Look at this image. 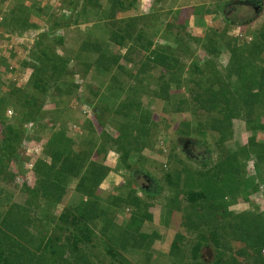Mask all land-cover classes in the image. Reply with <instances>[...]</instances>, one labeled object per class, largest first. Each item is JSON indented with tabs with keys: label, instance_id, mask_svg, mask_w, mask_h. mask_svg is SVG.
<instances>
[{
	"label": "rangeland",
	"instance_id": "1",
	"mask_svg": "<svg viewBox=\"0 0 264 264\" xmlns=\"http://www.w3.org/2000/svg\"><path fill=\"white\" fill-rule=\"evenodd\" d=\"M130 3L137 11L130 15L136 31H131L129 40L127 20L110 17L113 4L119 9ZM166 4L167 0H0V114L4 119L0 120V147L7 133L3 121L13 125L34 92L33 67H40L33 60L35 53L46 50L68 62L64 77L47 71L51 78L40 105V121L23 127L18 142L10 145L16 157L12 152L0 167L4 170L0 174V264H196V246H200L197 262L211 264L222 245H227L228 255L258 264L256 253L250 261L236 256L241 245L224 227L229 223L227 215L248 214L264 222V164L247 150L255 142L264 151V130H253L258 123L264 127V0H190L185 8H178L181 17L170 30L173 38L189 44L193 58L164 40L169 24ZM149 7V15L158 17L152 20L155 30L142 19ZM200 16L215 17L198 22ZM65 20L67 27L56 28ZM214 21L220 30L209 26ZM143 30L154 48L176 49L180 69L164 63L143 69V63L155 66L157 60L154 48L145 52L133 46ZM113 39L116 42L111 43ZM234 45L239 50L249 48L246 56L254 66L244 70L241 51L236 49L234 58ZM111 56H118V63ZM195 63L206 73L193 71ZM209 87L213 92L227 90L231 104L219 95L218 102L209 103L204 95L209 94L203 93ZM127 95L151 120L147 146L135 142L127 164H122V155L111 144L92 160L120 175L121 186L100 187L94 200L79 192L80 176L58 184L37 173L40 161L52 164L47 151L60 152L65 160L70 156L74 163L72 154L78 150L57 142L60 133L79 145L93 139L91 131L100 138L97 143L107 140L101 138L103 132L109 140L118 138L121 126L129 123L127 109H137L128 106ZM199 106L209 115H203ZM226 115L231 120L222 127L220 120ZM135 122L130 125L136 130L134 137L143 129V121ZM224 128L231 131L226 137L220 132ZM225 167L237 175L234 181L248 182L250 187L243 184L239 192L231 193L223 181L228 177ZM130 190L137 193L140 211L123 203ZM190 195L202 198L193 204ZM221 207L226 214L219 211ZM63 217L78 221L64 223L65 230L59 223ZM77 229H88L93 246L75 249ZM44 241L57 255L38 250ZM107 251L120 256L114 258ZM261 254L264 259V251Z\"/></svg>",
	"mask_w": 264,
	"mask_h": 264
},
{
	"label": "trees",
	"instance_id": "2",
	"mask_svg": "<svg viewBox=\"0 0 264 264\" xmlns=\"http://www.w3.org/2000/svg\"><path fill=\"white\" fill-rule=\"evenodd\" d=\"M248 4V3H247ZM116 4L112 5V11L111 13L115 12L118 7L115 6ZM122 4H119V6H121ZM249 5L252 7L255 5V3H251L249 2ZM173 15H178L179 17H181V12L180 13H173ZM174 16V18H172V22H169V24L167 25V33L164 36V40H167L168 42L172 43L173 45H175V47L177 49H179L180 51H185L188 52L187 53V57L193 58V53H191V48L189 46L188 43L184 44L183 39L182 38H173V34L172 31L170 29H172V27H176V22L177 19L179 17ZM111 19H114L112 17L111 14ZM142 19H144L145 21V26L148 29L151 30H155L156 29V25L155 22H152V20L154 19H158V17H152L151 15H147L144 18L142 17ZM167 19V18H166ZM180 19V18H179ZM69 24V22L67 20L63 21L62 23H58L56 25V28H62L63 26H66ZM125 25H127V27H125L126 30V34H128L129 40L133 37L131 31H133V33L136 31V29H133V24H135L134 20H127L124 23ZM172 26V27H171ZM185 27V26H184ZM181 28H183V26H181ZM158 31L154 32L156 34H154V36H156L158 33ZM119 36H121L120 34H118ZM117 36V35H116ZM122 37V36H121ZM143 41V45L140 46L142 44ZM116 42L115 39H113V41H111V43ZM207 42V41H205ZM119 46L123 45V43H117ZM115 43V45H117ZM211 44V43H210ZM40 45V44H38ZM133 46H135L134 48H140L141 50H144L145 52H149L152 51V49L154 48V44L152 39L148 36V38H146V34L145 31H140V33L138 34ZM210 46V45H209ZM207 46V47H209ZM236 46V45H234ZM207 47H204L206 50L208 49ZM233 51H234V58H235V52L236 49L239 47H233ZM241 53H242V61L244 64V70L246 71L248 68L250 69L252 66H254L252 64V62L250 60H248V57L246 55L247 52L249 51V48H240ZM155 52V57L157 60H155V66H151L148 63H143V69H148V68H157L158 65H160L161 63H164V65L166 67H169L171 64L179 67V59L174 57L175 54L177 53L176 49L172 48V47H155L154 51ZM153 52L151 53L152 55ZM252 53V52H251ZM105 55V53H104ZM34 57V56H32ZM110 58H112V60L114 59L113 62L118 63V56H111ZM34 61H36L37 63H39L40 67H33L35 72V77H34V92L30 95V97L26 98L25 102L23 104H25V107L23 106L24 112L21 113V116L19 117H15L13 120V125H9L7 124L5 121H3V124H5L6 128V140L3 143V146L0 147L1 148V152L0 153V167H2L4 165V161L5 159H7L9 157V154H11L13 151H11V144L17 143L20 137V132L24 131V126L27 124H32V123H38L40 121L39 117V113L40 108L42 106L41 102H42V98H44L47 95L48 92V80L49 75H47V71L50 69L51 70V76H55L58 75L60 77H64L66 76V73H68V67L67 64L68 62L61 58L59 55L57 54H51L46 50H39L35 53V57L33 59ZM200 63H195L192 64L191 66L194 67L191 68L193 71L195 70V72H199V73H206V69H202V67L199 66ZM86 66H88V64H86ZM165 67V68H166ZM180 69V67H179ZM244 71L243 73V77H245L246 72ZM147 73V72H146ZM68 75V74H67ZM248 77V76H247ZM67 78V77H66ZM235 89V87H234ZM207 92L203 91V93H208V95L204 94L206 96V98L208 99L209 103H214V102H218L217 99H219V96L221 97L220 99L222 101H225V103L227 102L228 105L231 104V101L228 99V94H227V90L224 91H218V92H213L212 88H208L206 89ZM235 91V90H234ZM198 95V94H197ZM219 95V96H218ZM199 96V95H198ZM197 96V97H198ZM217 96V97H216ZM196 97V98H197ZM195 98V101H196ZM205 98V99H206ZM197 99H201V97L199 96ZM126 101L128 103L129 107H137L136 111L134 112V110H128V118H129V123L122 125V129H119V137L118 138H114L112 140H109V136L106 135L104 132L102 133L101 138L103 137L106 138L107 140H104V142H100L97 143L98 140H100V138L98 136H96V133L94 131L89 132V137L92 135L93 139H88L87 142H83L80 145L73 142V140L68 139L65 137L64 133H60L59 134V140L57 139V142H61L65 145H70V148H77L78 151H73L76 152L75 155L72 154V157L74 159V163L72 162V160H70V156L69 159L66 158V156H63L60 152L57 151H53L52 153H50L49 151H47L46 154H48L50 156V158H52V164L50 166H48L47 164H45L43 161H40L37 164V167H35L37 173L41 174L44 178L50 179L53 178L55 180L56 183L58 184H62L64 183V181H67L69 176L70 177H74L79 179L80 176V183H79V192L82 191L87 192V195L90 197H93V199L97 200V196H96V192L100 189L101 184L105 181V179L109 176L110 173V169L105 166V165H99V164H95L92 160H93V156H97L98 153H104L107 149H105V145L107 144H111V147H115L117 148V151H119V153L122 155L121 159L123 161L122 164H127L129 163V160L131 159V154L135 151V149L133 148V145L135 144V142H143V145L147 146V140L150 137V130H151V126L150 125V121L149 117L147 116V114L145 112H143L142 110H140V107L136 106L134 99L132 97V95H127L126 97ZM3 102L0 104V110H3L2 108ZM138 105V104H137ZM214 106V105H213ZM200 107L201 112L204 114H208L205 111L207 109H203ZM215 107V106H214ZM132 108V109H133ZM215 109V108H214ZM212 108V110H214ZM108 111V110H107ZM138 111H140L141 113H139ZM229 111V109H228ZM232 111H235V108L232 109ZM117 114L121 115V111H118ZM200 115L199 117L203 116ZM209 115V114H208ZM142 119H138V118ZM198 117V118H199ZM224 119L220 120L221 122V126L224 127L226 123H228L231 119L229 118V115H226L223 117ZM218 119V118H216ZM0 120H4L2 118V115L0 114ZM138 120V123L143 121V129L140 131L139 129V134L137 136L134 137V130L131 129L130 125L131 122H133L134 124L136 123L135 121ZM219 120V119H218ZM217 122V121H216ZM147 123V124H146ZM152 125V124H151ZM134 128L135 125H134ZM264 130V127H259V123L257 124V127L255 126L253 128V130ZM92 130V129H91ZM252 130V131H253ZM138 132V131H137ZM220 132H224L226 134H222L224 137H226L228 134H230L231 131H227L226 128L222 130H220ZM96 136V137H95ZM63 137V140H61ZM89 144V145H88ZM254 144V148H252V150L247 149L249 152H252L253 155L256 156L257 160L259 162H263L264 164V151L262 152V149H260L255 142ZM87 145L89 146L90 149L87 148ZM108 146V145H107ZM246 152V150H245ZM88 154V155H86ZM69 155V154H68ZM67 155V156H68ZM13 157H16L15 153L13 152ZM232 166L235 165V167L237 168V164L236 163H231ZM224 166V165H223ZM42 170H45L47 172V174H45ZM227 168V169H226ZM226 170V175H228V177H226V180H223L225 182V186L228 188L231 187V193L235 194L237 192H239L241 186L244 184L245 188H249V184L248 182L244 183H239L237 181H234L237 179V175H234V172H231L230 169L228 170V167H225ZM232 170V169H231ZM4 170H2L0 168V174H2ZM81 174H84V176H81ZM234 175V176H233ZM234 177V179H233ZM237 183H239V186L236 185ZM89 184V185H88ZM235 185V186H234ZM241 185V186H240ZM145 193H148L147 190H143ZM64 192V191H63ZM222 192V190H221ZM223 193V192H222ZM93 194V195H92ZM137 193L133 190L129 191V195L126 198V201L123 202L124 204L128 205V206H132L135 208V210L140 211L141 208V202H136L137 200ZM154 196V195H153ZM191 196V195H190ZM188 197L189 202L193 203L196 202L199 198H202L200 196H197L196 198L194 197ZM79 210V215L82 214V210H80L79 208H77V211ZM224 211V214H226V209H224L223 207H221V209L219 211ZM137 213V212H136ZM134 216V215H133ZM82 217V216H81ZM227 221L229 223H227V226L224 227L225 231L227 229H230L229 232H225L226 234L229 235V233L231 232L233 234L234 239L236 240V242H239V244L241 245V248L237 250V255L236 256H240V257H244L245 260H251L253 254L256 253L257 255V259L256 262H258V264H264V259L261 257V253L262 251H264V222L260 221L259 219L257 220L256 217H250L248 216V214L246 215H239V216H229L227 215L226 217ZM61 222H59L63 229L66 230V226L69 224H71L72 222L77 223V219L75 220H70L68 219V217H63L60 220ZM66 226H65V224ZM72 225V224H71ZM62 227L60 225H58V228ZM256 227H259V230L262 231L261 235H258L256 230ZM77 232H79L77 235H75L74 238V243L73 246L75 247V249H78V247H91L92 245V239L91 236L89 235V231L88 229H83V230H79L77 229ZM232 234H230L229 236H231ZM217 244V246L219 245L218 242H215ZM94 248V247H93ZM174 250L178 249L173 247ZM41 249H45V250H50V252L55 256L57 255V250H55L50 244L48 245L47 243H45L44 241V245H40V248H38V250ZM251 251H252V255H251ZM108 252V251H107ZM116 252V251H114ZM113 252V253H114ZM194 255L193 258L196 261V264H204L203 262H197V259L200 258V246H196L194 249ZM109 254H111L114 258L115 256L119 257L120 254L116 252V255H113L112 252H108ZM228 248L227 245H222L221 249L218 248L217 250V255H216V260L215 262L211 263V264H246V262L240 261L238 258L235 257V255H228ZM0 258H1V252H0ZM249 258V259H248ZM249 260V261H250ZM248 264H256V263H248Z\"/></svg>",
	"mask_w": 264,
	"mask_h": 264
},
{
	"label": "crops",
	"instance_id": "3",
	"mask_svg": "<svg viewBox=\"0 0 264 264\" xmlns=\"http://www.w3.org/2000/svg\"><path fill=\"white\" fill-rule=\"evenodd\" d=\"M239 1H241V0H239ZM179 2H180L179 0H167V3H168V4H166L167 6H164L163 7V8H165L164 10H165V13L167 15V19L165 18V20L168 21V23L169 22H172V18H174V16H176V15H173V13L174 14L177 13L178 12V8H181V6H182V8H185L186 5L189 4L190 0H182L181 3H179ZM198 6L206 7L204 5H198ZM205 10H207V9H205ZM116 11H117L116 18L113 17L114 18L113 19L114 21L115 20L116 21H120V20L121 21H123V20H131V19H134V17H132L130 15H132L135 11H137V8L132 7V4L130 3L129 5L127 4L125 7H121L119 9H117ZM146 11L147 12L144 13L143 16L149 15V13L151 11V7L146 8ZM112 14H114V13H112ZM128 14H129L128 17H122V16H126ZM213 17H215V16H209V17L208 16H200L199 19H198V22H206L207 19H213ZM125 18H127V19H125ZM129 18H131V19H129ZM189 23H190V21L187 22V25ZM215 24H218L219 25V22L218 21H214V24L213 25L212 24L211 25L209 24V26L210 27H214V29L217 30L218 28L215 26ZM218 30H220V29H218ZM232 46H233V44H232ZM81 127H83V126H81ZM108 181L110 183H108ZM122 182H123V178L120 177V175H116L114 172H111L109 174V176L105 179V181L101 184L100 187H101V189L105 190V188H110V186H111L110 184L111 183L114 184L113 185L114 187L115 186L116 187H119V186H121ZM107 183L109 184L108 186L106 185Z\"/></svg>",
	"mask_w": 264,
	"mask_h": 264
},
{
	"label": "built area",
	"instance_id": "4",
	"mask_svg": "<svg viewBox=\"0 0 264 264\" xmlns=\"http://www.w3.org/2000/svg\"><path fill=\"white\" fill-rule=\"evenodd\" d=\"M242 37H243V36H241V35L238 36V38H240V39H241ZM12 114H13V113H12L11 111L8 112V115H9V116H12ZM84 114H86V112H84Z\"/></svg>",
	"mask_w": 264,
	"mask_h": 264
}]
</instances>
